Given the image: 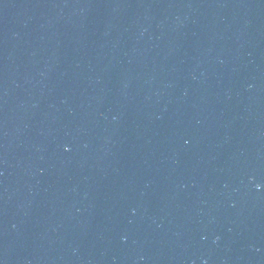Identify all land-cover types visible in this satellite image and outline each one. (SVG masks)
<instances>
[{"label":"water","instance_id":"water-1","mask_svg":"<svg viewBox=\"0 0 264 264\" xmlns=\"http://www.w3.org/2000/svg\"><path fill=\"white\" fill-rule=\"evenodd\" d=\"M0 264H264V0H0Z\"/></svg>","mask_w":264,"mask_h":264}]
</instances>
